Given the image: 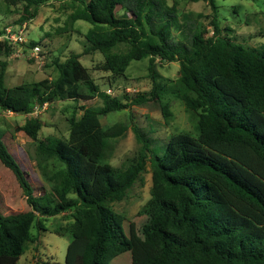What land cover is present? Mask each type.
Wrapping results in <instances>:
<instances>
[{
    "label": "trees",
    "instance_id": "1",
    "mask_svg": "<svg viewBox=\"0 0 264 264\" xmlns=\"http://www.w3.org/2000/svg\"><path fill=\"white\" fill-rule=\"evenodd\" d=\"M62 1L70 11L68 27L90 26L82 54L54 59L53 79L12 88L5 86L7 64L0 61V111L28 116L55 102L96 98L101 106L73 107L66 140L39 139L43 124L37 117L15 128L34 147L46 185L36 194L0 141V163L15 176L29 208L0 212V264H20L30 230L40 231L42 218L59 216L65 224L54 234L69 238L64 264H110L124 253L130 264H264V46L234 42L231 29L220 26L216 0H181L206 4L211 16L180 13L165 0ZM47 2L0 0V14L21 10L20 18L4 27L31 21ZM173 29H186V41L173 42ZM34 46L30 42L24 49ZM14 50L0 44V56L8 58ZM95 53L103 58L97 71L121 78L132 62L148 60L151 91L118 98L100 92L80 62L81 55ZM156 63H178V78L168 81L172 85L156 81ZM167 89L196 120L194 134L176 133L158 145L133 126L146 154L112 166L106 158L110 143L127 128L103 129L100 116L155 102L167 124L173 118L161 99ZM153 146H161L160 152ZM147 165L150 199L138 212L144 219L137 228L130 223L126 233L123 216L110 204L125 198Z\"/></svg>",
    "mask_w": 264,
    "mask_h": 264
},
{
    "label": "rangeland",
    "instance_id": "2",
    "mask_svg": "<svg viewBox=\"0 0 264 264\" xmlns=\"http://www.w3.org/2000/svg\"><path fill=\"white\" fill-rule=\"evenodd\" d=\"M171 6L175 4L180 13H194L211 16V10L204 3H185L181 0H165ZM66 2L62 0H48L39 8L36 17L31 21H26L24 39L26 42H33L40 48L43 55L36 62L30 58V50L24 49L17 57L0 56L1 62H6L4 83L8 88L20 84H31L45 78L53 79L56 71L52 66L54 59L64 61L71 53L82 54L85 46L84 34L89 29V25L84 22H76L72 26H67V16L70 11L63 9ZM218 8L220 26L231 29L229 36L231 39L244 47L258 49L264 46V0H216ZM21 11V10H20ZM19 10L0 14V29L6 25H13L20 18ZM122 11L116 8V15L120 16ZM206 25L208 26V21ZM67 28L65 33H58V29ZM209 31L212 29L209 27ZM226 34V33H224ZM228 36V34L226 35ZM228 36V37H229ZM187 31L171 32V40L175 43L185 42ZM31 60V61H30ZM103 58L98 53L91 55H81V64L88 69L89 74L100 92L111 98H118L123 93L132 97L136 94L148 93L152 88V80L148 72V60L132 62L125 72L124 77H116L110 73H104L95 69L96 65L102 62ZM178 63H167L155 65L156 81L160 84L168 81H175L178 78ZM111 93L107 94L106 91ZM166 94H162L161 99L170 105L173 118L165 124L162 119L157 103H148L142 107H129L121 112H113L106 116H100L103 129L114 125H125L126 132L115 141L110 143L111 151L106 157L112 166L119 167L125 161L137 160L145 155L143 146L138 141L132 131L133 126H137L141 131L146 132L148 138L158 145L167 142L170 136L184 132L194 134L196 120L187 113L179 100L167 89ZM125 103V101H123ZM100 107L101 101L96 98L88 102H55L46 105L44 110L36 116L43 124L38 138L44 140L48 137H55L62 140L67 138L68 118L73 107ZM29 118L21 114H10L0 111V141L6 147V151L11 156L23 178L33 188V193L42 191L46 186L36 165L33 145L29 138L22 132H15L16 127L23 125ZM2 136V137H1ZM161 146H153L160 152ZM164 148L162 149V151ZM162 153V152H161ZM160 154V153H159ZM150 170L147 165L140 173L127 191L125 198L118 203L110 204L112 210L123 216V228L128 233V226L133 223L139 227L143 222V217L138 212L150 199ZM42 195V194H39ZM22 190L18 185L13 173L0 163V212L3 215H13L28 211ZM42 229L30 230V240L26 251L21 256L20 264H64L66 248L69 238L54 234V229L63 226L65 223L61 217L42 218ZM130 254L124 253L111 261L110 264H130Z\"/></svg>",
    "mask_w": 264,
    "mask_h": 264
},
{
    "label": "built area",
    "instance_id": "3",
    "mask_svg": "<svg viewBox=\"0 0 264 264\" xmlns=\"http://www.w3.org/2000/svg\"><path fill=\"white\" fill-rule=\"evenodd\" d=\"M25 30H26V23H22L21 25L4 27L2 33L0 34V44H6V46L15 49L10 55L13 58L21 54V51L24 50L25 46L28 44V42H26L24 39ZM41 56L42 54L39 47L34 46L33 48L30 49V58L32 59L34 58L36 62L41 59ZM106 93L110 94L111 91L107 90ZM45 107L46 105H44L41 110L35 108L32 111V113L29 114V117L35 118L38 115V113H40V111L44 110Z\"/></svg>",
    "mask_w": 264,
    "mask_h": 264
},
{
    "label": "clouds",
    "instance_id": "4",
    "mask_svg": "<svg viewBox=\"0 0 264 264\" xmlns=\"http://www.w3.org/2000/svg\"><path fill=\"white\" fill-rule=\"evenodd\" d=\"M28 117H29V115H28Z\"/></svg>",
    "mask_w": 264,
    "mask_h": 264
},
{
    "label": "crops",
    "instance_id": "5",
    "mask_svg": "<svg viewBox=\"0 0 264 264\" xmlns=\"http://www.w3.org/2000/svg\"><path fill=\"white\" fill-rule=\"evenodd\" d=\"M26 117H28V116H26Z\"/></svg>",
    "mask_w": 264,
    "mask_h": 264
}]
</instances>
